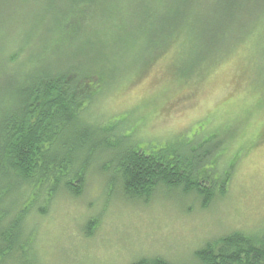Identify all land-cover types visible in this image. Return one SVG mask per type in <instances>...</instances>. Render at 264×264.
Instances as JSON below:
<instances>
[{
	"label": "rangeland",
	"instance_id": "374dc122",
	"mask_svg": "<svg viewBox=\"0 0 264 264\" xmlns=\"http://www.w3.org/2000/svg\"><path fill=\"white\" fill-rule=\"evenodd\" d=\"M72 1L0 0V79L6 47L24 45L29 55L42 45L51 50L56 22ZM113 2L115 16L90 40L61 43L48 60L58 53L63 63L103 72L81 116L115 136L101 133L73 148L74 161L85 162L80 194L58 185L46 212L28 216L32 246L1 264H130L143 256L203 264L195 252L220 236L264 238V0H194L191 21L182 17L190 24L181 46L165 50L149 41L164 43L175 0H153L148 17L143 0ZM77 131L63 139L75 140ZM165 143H183L192 153L209 148L215 170L229 175L224 192L204 207L197 194L165 186L147 199L125 196L117 173L123 147Z\"/></svg>",
	"mask_w": 264,
	"mask_h": 264
},
{
	"label": "trees",
	"instance_id": "16d2710c",
	"mask_svg": "<svg viewBox=\"0 0 264 264\" xmlns=\"http://www.w3.org/2000/svg\"><path fill=\"white\" fill-rule=\"evenodd\" d=\"M101 1L73 0L64 17L56 22L57 35L51 50L42 45L29 55L27 51L23 52L24 45H13L3 52L2 75L4 73L5 77L0 79V264L14 253H24L32 246L34 234L28 216L35 210L39 215L46 212L43 204L49 202L58 185L67 188L72 195L80 194L85 162L74 161L73 148L81 150L88 141L91 143L93 136L101 133L115 136L107 131V127L93 126L81 116L84 104L89 101V88L94 87L95 82L100 84V79L105 81L103 72L88 71L77 60L75 64L63 63L57 58L58 53L56 59L48 60L50 55L59 52L61 43L69 46L86 42L104 18L115 16L113 0H109L107 6ZM152 1L143 0L142 14L146 17L152 11ZM193 1L175 0L179 5L189 3L187 11H180L179 5L168 8L170 24L163 29L160 38L164 43L158 45L157 39H150L149 42L155 43L151 49L181 46L182 33L192 18ZM223 13L231 12L225 10ZM184 15L190 21L184 22ZM186 70L180 69L179 72L188 76ZM76 127L79 131L74 134L75 140L63 139L70 128ZM98 145L95 143L91 147L96 150ZM101 145L109 147L110 144L103 140ZM182 145L165 143L148 150L131 145L123 147L118 155L117 173L124 195L147 199L157 186H165L197 194L204 207L216 194H222L221 181L228 179L229 175L227 171L215 170V157L208 155L210 149L206 147L202 153H192ZM195 255L203 264H264V238L233 231L208 242ZM17 264L26 262L23 260ZM130 264L173 263L160 256H143Z\"/></svg>",
	"mask_w": 264,
	"mask_h": 264
}]
</instances>
